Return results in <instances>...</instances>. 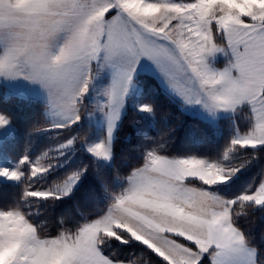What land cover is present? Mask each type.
<instances>
[{"label": "snow or ice", "instance_id": "obj_1", "mask_svg": "<svg viewBox=\"0 0 264 264\" xmlns=\"http://www.w3.org/2000/svg\"><path fill=\"white\" fill-rule=\"evenodd\" d=\"M0 264H264V0H0Z\"/></svg>", "mask_w": 264, "mask_h": 264}]
</instances>
